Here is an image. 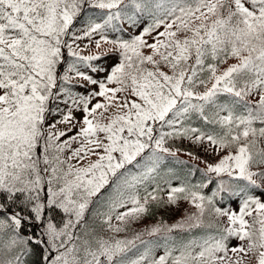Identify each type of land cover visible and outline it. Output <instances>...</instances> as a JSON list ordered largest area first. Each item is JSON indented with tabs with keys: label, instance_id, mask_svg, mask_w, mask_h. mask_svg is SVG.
Returning a JSON list of instances; mask_svg holds the SVG:
<instances>
[{
	"label": "snow or ice",
	"instance_id": "snow-or-ice-1",
	"mask_svg": "<svg viewBox=\"0 0 264 264\" xmlns=\"http://www.w3.org/2000/svg\"><path fill=\"white\" fill-rule=\"evenodd\" d=\"M253 260L264 0H0V264Z\"/></svg>",
	"mask_w": 264,
	"mask_h": 264
},
{
	"label": "trees",
	"instance_id": "trees-1",
	"mask_svg": "<svg viewBox=\"0 0 264 264\" xmlns=\"http://www.w3.org/2000/svg\"><path fill=\"white\" fill-rule=\"evenodd\" d=\"M147 23V21L145 22ZM144 25L142 24L140 28H138V31L143 28ZM132 29H129V32H131ZM136 34H139L136 32ZM114 57L109 58L108 60L110 61ZM107 60V61H108ZM176 147H179L182 149L180 153H178L179 157L181 160L187 161V165L185 166H176V171L179 173L181 176H183L184 173L188 171V168L191 167L192 165H197L200 168H203L204 165L202 163V160L207 159L209 161L213 160L214 157L209 156L207 153H205L202 149L195 148L192 145L188 143H182V144H177ZM186 151H192L195 152L196 155L201 157V160H196L193 159L192 157L188 156L185 154ZM193 182H197L200 179V173H197L194 177L191 178ZM174 183H179V180L174 181ZM206 193L209 192V189L204 190ZM237 206L235 203L232 204V207ZM238 207V206H237ZM185 209L191 211L189 205L186 202H181L180 206L178 209H172V210H167V211H160L157 213V215L153 218L145 220L142 224L136 225L137 228H142L145 225H149L155 222L156 219L160 218L161 216L164 217L165 219L168 220L169 223L175 222L177 219L181 218L185 214Z\"/></svg>",
	"mask_w": 264,
	"mask_h": 264
},
{
	"label": "rangeland",
	"instance_id": "rangeland-1",
	"mask_svg": "<svg viewBox=\"0 0 264 264\" xmlns=\"http://www.w3.org/2000/svg\"><path fill=\"white\" fill-rule=\"evenodd\" d=\"M160 31H163V28H161L160 29ZM136 32L137 33H139V31H138V29H136ZM149 42H151V40L149 39ZM83 46V45H82ZM107 47V46H106ZM91 51H96V49L93 47L92 49H90ZM86 51H88V50H86ZM147 51V50H146ZM114 60H115V58H113V59H111L110 61L108 60L107 62H106V64L108 65V66H110L113 62H114ZM107 73H101V74H98V76H103V75H106ZM75 91H81V92H83V91H85V89H74ZM61 107H66V106H64V105H61ZM74 115H75V117H76V119H82V116H83V113L82 112H76V113H74ZM55 119H58V117H56V116H53V117H51L50 119H49V123H52ZM58 127H60V128H64L65 126L64 125H58ZM74 132H75V129L73 130V132H71V133H69V135H72V134H74ZM67 137H64V138H62V139H66ZM77 145H73V147H76ZM70 153H65V155L67 156V155H69ZM234 208H237V210H238V207L237 206H234ZM233 243V245H235L236 243H237V241H233L232 242ZM252 264H255V261L253 260L252 261Z\"/></svg>",
	"mask_w": 264,
	"mask_h": 264
}]
</instances>
